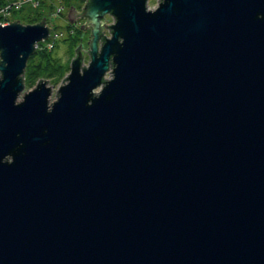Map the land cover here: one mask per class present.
Returning a JSON list of instances; mask_svg holds the SVG:
<instances>
[{"label":"water","instance_id":"obj_1","mask_svg":"<svg viewBox=\"0 0 264 264\" xmlns=\"http://www.w3.org/2000/svg\"><path fill=\"white\" fill-rule=\"evenodd\" d=\"M147 2L69 7L51 103L0 25V264H264V0Z\"/></svg>","mask_w":264,"mask_h":264},{"label":"rangeland","instance_id":"obj_2","mask_svg":"<svg viewBox=\"0 0 264 264\" xmlns=\"http://www.w3.org/2000/svg\"><path fill=\"white\" fill-rule=\"evenodd\" d=\"M44 2L46 5L42 6H39V3L36 7L37 10H35L34 12H29L28 9L26 7H24L21 11H19V13H17L15 16H11L8 15V17L6 18V20H12V21H16V20H21L23 18H32V17H35L36 18V23H39L42 19L44 20V25L50 30L49 33L50 35L49 36H53V34H61L62 38H65L67 37V27H69L71 23H68V20H67V13L69 11V7L70 8H73L75 10L76 13H78L80 11V8L83 6V4L85 3L86 0H61V1H58V0H39V2ZM156 5V2L155 0H148L147 2V8L148 9H152L153 7H155ZM105 19V23H104V26L107 27L111 24L112 22V18L108 17V16H105L104 17ZM76 23H74V27L75 28H78L79 26H82L85 24V20L84 19H76ZM10 22H7V23H0L1 26H6L8 24H10ZM21 25V24H20ZM72 25V24H71ZM81 30V29H80ZM81 35L83 36V44L82 42H80L79 46H80V49L85 53L87 51V49L85 50L84 48H87V44H84L86 42V40L89 38L88 36L89 35H84L83 34V31H81ZM102 35L105 37V38H108L109 37V33H108V30L106 28H104L102 30ZM61 38V39H62ZM89 41V40H87ZM38 45V44H37ZM42 45V44H41ZM86 45V47H85ZM78 47V45H77ZM37 48V47H36ZM39 49L38 50H41V49H45L48 51V48L45 45L43 46H40L38 47ZM83 53V55H84ZM55 56L57 58H59L62 62H65L67 61L68 62V68H69V63L70 61L73 59V55L71 56V58L69 57L68 55V50L65 48V45L63 44V42H61V40L59 42H57V47H56V50H55ZM88 60L89 58L87 57L86 53H85V57L82 58V66L85 67L88 63ZM69 70V69H68ZM68 74V71L64 74V76L62 77V80L66 77V75ZM105 79H109V76L108 74H106L104 76ZM40 81H44L46 82L47 86L50 88L51 90V93H50V97H49V100L48 102L51 103L54 99H55V93H56V90L57 88L60 86L61 84V81L58 82L55 86H52L49 84V82L47 80H42V79H39ZM38 80V81H39ZM37 81V82H38ZM35 82V84L37 83ZM35 84H33L30 88H26L24 86V83H23V90H22V93H26L27 91L31 90ZM63 84V82H62ZM21 95L19 96V99L18 101L21 100Z\"/></svg>","mask_w":264,"mask_h":264},{"label":"trees","instance_id":"obj_3","mask_svg":"<svg viewBox=\"0 0 264 264\" xmlns=\"http://www.w3.org/2000/svg\"><path fill=\"white\" fill-rule=\"evenodd\" d=\"M21 1L22 0H0V23L1 22L7 23L11 21V23L16 22L21 25L35 24V22L37 21L35 17L23 18L21 20L19 19L16 21L6 20L8 14L7 16L2 17L1 12H4V8L6 6H11L13 2L17 4L18 2ZM40 4L42 6L46 5L42 1L39 2V6H41ZM24 7H26L29 12H34L35 10H37L36 7L32 8L30 4L21 3L19 8H17L16 10L11 9L9 11L10 12L9 15L11 16V18L12 16H15L17 13H19V11H21ZM69 25L70 26L67 27V37L62 38L61 36L59 38H56V40L53 41L52 48L48 51L45 49L38 50L39 49L38 47L42 46L41 44H38L37 48L34 50L32 55L27 59L22 75L23 83L26 88H30L39 79L47 80L49 84L52 86H55L58 82L62 80V77L69 69L67 66L68 60L62 62L59 58L55 56L54 53L57 47V42H59L60 40L61 42H63L65 48L68 50V55L71 58L72 55L73 57L75 56L73 50H75L77 48V45H79L80 42L83 41L81 30H84V27L80 30L79 27L75 28L74 25L71 24ZM83 34L86 36L89 35V32L85 31L83 32ZM49 38H51V36H49Z\"/></svg>","mask_w":264,"mask_h":264},{"label":"built area","instance_id":"obj_4","mask_svg":"<svg viewBox=\"0 0 264 264\" xmlns=\"http://www.w3.org/2000/svg\"><path fill=\"white\" fill-rule=\"evenodd\" d=\"M21 3L30 4L32 8H35V7H37L39 0H22L21 2H18L17 4L13 2L11 6H6L4 8V12H1L2 17L7 16V14L9 15V13H10L9 11L11 9L16 10L17 8H19ZM49 35H50V33L48 34L47 39L45 41H42L41 43H39V44H42V46L46 44L48 50H50L52 48L53 41H55L56 38L61 37V34H57V35L53 34V36L51 38H49ZM36 47H37V45H36Z\"/></svg>","mask_w":264,"mask_h":264},{"label":"flooded vegetation","instance_id":"obj_5","mask_svg":"<svg viewBox=\"0 0 264 264\" xmlns=\"http://www.w3.org/2000/svg\"><path fill=\"white\" fill-rule=\"evenodd\" d=\"M76 21H77V20H74V21L72 22V25H74V23H76ZM102 30H103V29H102ZM81 31H83V32H85V31L89 32L88 29H86V30H81ZM102 36H103V35H102ZM87 40H90V36H89V38H88ZM87 40H86V42H85L84 44L87 43ZM82 44H83V42H82ZM85 47H86V45H85ZM84 49L86 50L87 48H84ZM85 53H86V52H85ZM85 53H84V55H83V58L85 57Z\"/></svg>","mask_w":264,"mask_h":264}]
</instances>
